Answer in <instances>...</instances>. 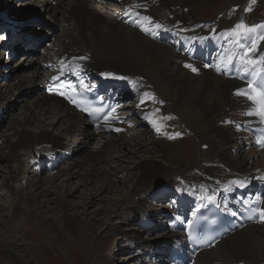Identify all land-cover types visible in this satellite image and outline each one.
Masks as SVG:
<instances>
[{
  "label": "bare ground",
  "instance_id": "6f19581e",
  "mask_svg": "<svg viewBox=\"0 0 264 264\" xmlns=\"http://www.w3.org/2000/svg\"><path fill=\"white\" fill-rule=\"evenodd\" d=\"M8 1L10 6L0 4V32L8 38L13 29L14 37L7 40L3 55L23 52L27 57L22 58L24 64L20 68L32 67L37 72L14 73L12 67L7 68L10 59L0 62V74L5 68L7 71L2 74L6 76L9 72L10 76L5 84H0V123L9 118L12 103L22 108L19 115L8 119L9 127L0 135V159L7 168L5 176L0 169V188L11 183L14 189L11 195L17 196L12 204L7 194L0 202V264H39L40 257H45L32 254L29 250L32 243L13 233L25 225L18 219L22 215L25 222L35 223L37 231H46V226V233L56 242L67 240L77 249L80 245L85 251V262L115 264L109 260L110 256L107 258L106 251L113 247L109 238L116 232V224L127 223L132 229L135 222L143 229L140 225L149 223L159 228L155 223L163 219L160 210L164 208L158 212L150 205L158 187L172 186L176 178L180 182L178 189L182 190L176 195L181 199L184 194V206L191 205L190 198H197L193 208L215 209L222 214L223 205L232 193L249 195L254 183L264 184V152L253 145L240 127L253 121V114L241 98L252 78L239 85L230 72L236 67L238 47H243L245 64L258 58L253 39L233 37V29L221 27L222 23L215 22V18L195 20L203 7L219 6L222 0H32L24 4L19 14L11 10L17 0ZM252 1L255 0L237 2L243 6L242 17ZM107 2L111 4L105 7ZM142 27L149 31H142ZM261 27L264 39V21L250 25L253 34ZM37 28L51 31L57 47L42 61L37 55L42 38L33 43L31 50L29 46L34 40L19 38L23 33L37 37L33 34ZM209 50L224 57L227 52L232 55L217 67L219 71L207 69ZM253 64L249 69L254 72L261 67ZM41 67L46 71L40 80ZM84 73L90 74L95 82L86 85H92L102 96L117 98L116 93L122 87L127 96L138 97L137 103L124 112L115 109L101 125H90L62 97L48 91L53 78L83 81ZM11 78L21 86L12 84ZM27 94L33 96L29 102L24 98ZM94 136L100 142L95 143ZM68 138L73 140L66 143ZM90 142H94L93 147L79 157ZM25 153L35 155V159L22 168L19 163L22 158L18 157ZM56 160L68 163L58 174L45 179L43 174L48 173ZM130 173L131 191L124 195L118 193L122 190L117 191L120 198L113 208L115 214L127 212L126 220L120 221L119 213L115 216L117 223L102 218L82 222L80 214H69L67 200L76 191L67 188L73 180H80V187H98L94 191L89 188L82 202L90 206L103 193L111 194V187L125 186V181L118 178L124 175L128 178ZM57 180H61V187L56 185ZM139 188V194L144 196L142 202L133 197ZM37 199L41 200L38 207ZM51 202L62 212L63 222L44 215L49 210L40 212V207L48 209ZM258 219L259 222L242 226L213 248L200 252L186 247L184 233L179 231L181 226L169 229L171 234L160 240L143 237L153 234L149 227L142 234L138 227L134 232L123 229L116 247L126 244L132 250L128 259L134 264H163L164 257L167 264H177L176 258L184 256L189 259L186 264H264V221L260 215ZM142 256L149 260L139 261Z\"/></svg>",
  "mask_w": 264,
  "mask_h": 264
},
{
  "label": "rangeland",
  "instance_id": "374dc122",
  "mask_svg": "<svg viewBox=\"0 0 264 264\" xmlns=\"http://www.w3.org/2000/svg\"><path fill=\"white\" fill-rule=\"evenodd\" d=\"M28 1H32V0H24V2L23 1H20L21 3H19V0H17L16 1V6L14 5V7H12L11 10L14 11L16 14H19V11L24 10L23 6ZM201 1L203 2L205 0H201ZM238 1L239 0H222L219 6L216 5V6H213L211 8H207L205 6L196 15V19H195V16H194V19L195 20H197V19H200V20H202V19L203 20H211L212 18H215V20H216L219 17L224 18L225 16L226 17L228 16V19L227 20L224 21V19H223V20L219 21L218 23L219 24L224 23L223 26L221 24V27H223V28H227L228 25H230L231 27L234 28L237 24L240 25L241 23H245V26L246 27L236 28L238 32H240V31L243 32V30L247 29V24H250L253 20H256V21H254L252 24H257V23L261 22L260 17L261 16H264V0H256L255 4H253L252 7L250 8V10L252 11V13L254 15H251V16L249 15V17L247 19L243 18L244 20L241 18L242 17L241 16L242 5L241 4L240 5H237V2ZM0 4H4L6 6H8V5L10 6L11 3L8 0H0ZM258 4H260V5L257 7ZM22 13H25V12L23 11ZM25 14L29 15V13H25ZM43 16L44 15H42L41 17L43 18ZM225 24H227V25H225ZM249 27H250V25H249ZM26 30L28 31L27 28H26ZM33 32H34L33 34H36L37 37H35V36L32 37L30 35H29L30 36L29 37V36L26 35L27 33L26 34L23 33V34L20 35L19 38L20 39L21 38L22 39L30 38V39L34 40L32 42V44L29 46V49L30 50L33 49V48H31V47H33V43H36L39 40V38H42L41 41H40V44L41 45L37 48V50H39L38 53H37V55H40L38 58L41 59V61H42V60H44L46 58V56H44L43 51L46 52V50H51L52 49L50 51V53L47 52V53L51 54L57 48L55 46L56 42H55V39L52 37V32L51 31H48V29H44V28L39 29V28H37ZM61 34H63V33L61 32ZM1 35H4V33H1ZM12 37H14V36H12ZM7 40H9V39L7 38L4 43L0 44V62L6 63L7 62L6 59H10L11 62L8 64L7 68L12 67L11 70H13L14 73L18 72L19 74H22V73H31L33 71H36L35 68H34V70H32V67H31L30 70H28L29 68L28 69L24 68V70H22L20 68V66H23V64H24V62H23L24 58L27 57V56L24 55L23 52H19L18 51V52L14 53V54L12 53V57H11V55L10 56H8L6 54L3 55L4 52L2 50H4L5 44H7ZM53 40H54V42H53L54 44L52 45V41ZM37 50L35 49V51H37ZM37 55H35L36 58H37ZM22 58H23V60H22ZM33 63L35 64L36 62L33 61ZM6 71H7V69H5V68L2 69V73L3 72L5 73ZM2 73L0 74V84H5L7 82V80L10 79V76L8 74L9 72L7 73L6 76H4ZM10 82L12 84H14V85L21 86V83L18 82V81H16L14 78H11ZM25 96L26 97H24V98H26V102H29L30 100L33 99V96L32 95L27 94ZM12 105H13V107H12L13 109L10 110L9 118H8L9 120L11 118H13V116L19 115L20 112L22 111V108H20V106L18 104L12 103ZM190 115H191V113H188L187 116L188 117H191ZM8 119L7 120H4V122L0 123V135L1 134H4L5 133V130H7V127H9L8 126L9 125L8 124V121H9ZM93 138H94V142L95 143L100 142V140L97 138V136H94ZM112 139H114V138L112 137ZM69 140H73V138H68V140L66 141V143ZM94 142H90L91 145H89L86 149H84L81 152V154H80L79 157H81L82 155H84L85 153H87L93 147L92 145H93ZM245 151H248V150L245 149ZM25 155L32 156L31 153H28V154L25 153L24 155H22V157H18V158H22V159L19 160V163H20V165H22V168H23V165L25 167L27 166V165H25V161H26V159H25L26 156ZM73 158L76 159L77 156H74ZM65 163L67 164L68 162H63L62 161V162L58 163L55 167H53L54 169L53 168L52 169H49L48 168V173H47V171H45L46 173L43 174L44 178L45 179H48V176L53 177L56 174H58L59 173V169L61 170L62 168L65 167ZM4 164H5V162H3L0 159V167H1L0 169H1V171L3 172V174L5 176V173H6L7 168H6V164L5 165ZM176 164H178V163L176 162ZM31 167L32 166H30V169H31ZM22 174H23V169L20 170V175H22ZM129 175H128V178L125 175L124 176H119V178H118V180L121 179V181H125L124 182L125 186L122 185V184H120L119 186H120L121 189L118 188L119 186L117 188H115V187L112 188L111 187V189L113 190V192L111 194H107V192H105L106 194L103 193L98 198L99 200L93 202L90 206H85L84 203H82V202H83L84 199L87 198V194H89V192H90L89 191V188H90V190H93L94 191L95 189H98V187L97 188H96V186H94V187L93 186H90V187L89 186L88 187H80L79 186L80 180H73L72 183H70V185L67 188V189H71V187H72V190L76 191L74 193V196H72L71 198H69L67 200L68 205H69L68 206L69 214L71 216L79 215L80 214L79 216H80V219H81L82 222L83 221L90 220V219H94V218L95 219L96 218H102V220H104V221L109 219V220H114L115 222L116 221L119 222V220H117L116 217L120 213V211L117 212V214H115V211L116 210L113 209L114 208V202H116L120 198L119 196H117V191L122 190V191L118 192V193H123L122 195H124L125 192L128 193V191L130 193L131 190L129 189V187L133 183V178H132L133 175L131 173ZM130 177H131V179H130ZM44 180L42 182H44ZM173 182H174V180H173ZM61 184H62L61 183V180H57L56 181V185L57 186H60L61 187ZM11 185H12L11 183L10 184L9 183H5V187L0 188V202L1 201H4L3 195H5V194H7V196L9 195L8 196V199L11 201V202L9 201L11 204L14 201L12 199H16L17 196L11 195L13 193V190H14L13 189V186H11ZM8 191H9V194L7 193ZM30 191H31V189H30ZM139 193H140V188L137 189L134 192V196L133 197H134V200L136 202H139V201L142 202L143 201L144 196H142V194H139ZM150 193H151V191H150ZM10 195H11V197H10ZM51 197H48V199H52L53 198V197L52 198ZM40 201L41 200L37 199V203H36L37 204L36 205L37 207L39 206ZM164 203H166L165 199H161V200L152 199V202L150 204L151 205V209H156L157 208V211H158V209H161V208L166 209L165 208L166 205L164 206ZM75 204L76 205L79 204L78 208L73 207ZM57 207L58 206L56 204H54V202H51V204L48 205V209H45V208L42 209V207H40L39 210L42 213H45L44 212L45 210H49L51 212H49L48 214H44V215H48V217L53 218L57 222H59V220L61 219L60 222H63L62 221V216H61L62 215V212ZM164 209L162 211L160 210V212L165 213L164 212ZM101 210H103L102 211V215L100 213ZM109 212L110 213H113L114 212V213L111 216ZM126 213H124V212L122 213V211H121V213H120L121 214L120 215V221L122 219H125V220L127 219ZM162 213H160V215ZM108 215H110V216H108ZM158 216H156V219H157ZM23 217L24 216L22 215V217H19L18 219L21 218L19 220V222H23V223H25V225H20V228H17L15 230H13L14 232L13 231L12 232L14 234L19 235L21 237L20 239L22 241H24L26 243H32V246L33 247L32 246H29V250H30V252L32 254H36V255H40V256H42V254H43L45 256L44 258H41L40 257L39 264H56V263L57 264H60V263L61 264H91L90 263L91 261H89L88 263H87V261L85 262V259H84L85 251L83 250V248L79 247L80 245L77 246L78 247V249H77L74 245L67 243V240H64L63 242H56L53 238L51 239V237H49V235L46 233V231L48 230V228L46 226H45L46 231H44V232L42 230L41 231L40 230L37 231L35 229L37 227L35 225V223L32 222V221L31 222L30 221H26L27 222L26 223L25 222V219ZM161 218H162V216H161ZM161 220L159 222H156L155 223V225L157 227H159L158 229H155V226H150L149 227V228H152L151 230H154V232H153V234L151 236L147 237L148 235H143V237L146 238V239H148V240L149 239H152V238H154V239L155 238H159L158 240H160V239L163 238L164 235H167V234L170 235L171 233L168 231L166 222L163 219H161ZM121 223L115 225L116 232L114 234H112L110 236V238H109L110 239L109 240L110 245H112L113 247L111 248V250L106 251L107 254H108L107 255V258H109V256H110V259L109 260H112L113 263L116 262L115 264H119V262L121 264H131V263L134 264L133 262H131V260L128 259V256L130 255V253H131L132 250H130V248H126L125 247L126 244H124V247H122V248L116 247V245L119 243V240H117L118 237H121L122 238V234L123 233L121 231H124L123 229H126L127 230V229H129L131 227V226L128 227L129 224H127V223H124V224H121ZM133 224H134V226H132V229H129V230H131V232H134V230L137 231V227H138L137 225H138V223L133 222ZM146 224L147 223H145L143 225V223H142L140 225V226L143 227V229H141V228L138 227L140 229V234H142L145 231L144 228H145V225ZM14 226L15 225H13L12 228ZM38 229H39V226H38ZM10 230H11V228H10ZM163 230H166V231L162 235V231ZM34 233H36V234H34ZM34 236H35V239L33 238ZM154 239H152V240H154ZM77 243H79V242H77ZM118 248H120V249H118ZM41 249H43V250H41ZM143 258H144V260H149V259H146L145 256H142V258H140L139 261H144ZM165 258L166 257L163 258L164 259L163 262H162L163 264H167ZM124 259H126V260H124ZM156 264H159V263L157 262Z\"/></svg>",
  "mask_w": 264,
  "mask_h": 264
},
{
  "label": "snow or ice",
  "instance_id": "6c2138e0",
  "mask_svg": "<svg viewBox=\"0 0 264 264\" xmlns=\"http://www.w3.org/2000/svg\"><path fill=\"white\" fill-rule=\"evenodd\" d=\"M146 20L148 19V18H145ZM156 27L157 28H159L160 27V25H156ZM237 28H241V27H246V26H244V25H237L236 26ZM142 31H145V32H148L149 31V29L148 28H145V27H142V29H141ZM0 38H2V37H0ZM80 59H84L83 57H81ZM232 61H231V59H229V61H228V63L230 64ZM186 67H190L191 68V65H186ZM218 71L220 70L219 68L217 69ZM192 71H196V69L195 68H192ZM105 75H108V76H111L112 74L111 73H107V74H105ZM122 78V77H121ZM81 83H83V81H81ZM249 87H251V85H249ZM238 94H241V93H238ZM146 96L148 95L147 93L145 94ZM249 98H251V97H249ZM262 98H264V93H262ZM73 103H75V101H72ZM112 111L114 112L115 111V109H112ZM261 115H264V106H262V108H261V113H260ZM158 131H159V129H157ZM177 136L179 135V133H177L176 134ZM169 138H173V137H169ZM259 212H260V217H261V220L262 221H264V209H260V210H258Z\"/></svg>",
  "mask_w": 264,
  "mask_h": 264
}]
</instances>
